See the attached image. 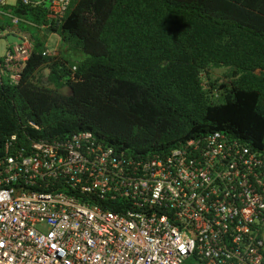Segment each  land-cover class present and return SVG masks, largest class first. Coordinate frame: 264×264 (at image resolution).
<instances>
[{"label":"built area","instance_id":"2783aa9c","mask_svg":"<svg viewBox=\"0 0 264 264\" xmlns=\"http://www.w3.org/2000/svg\"><path fill=\"white\" fill-rule=\"evenodd\" d=\"M71 3L0 0L1 82L19 85L36 44L29 29L54 32ZM263 232L264 152L221 131L147 157L92 131L13 134L0 154V264H264Z\"/></svg>","mask_w":264,"mask_h":264},{"label":"trees","instance_id":"16d2710c","mask_svg":"<svg viewBox=\"0 0 264 264\" xmlns=\"http://www.w3.org/2000/svg\"><path fill=\"white\" fill-rule=\"evenodd\" d=\"M18 13L46 22L41 9ZM52 31L58 56H44L47 34L35 30L19 85L0 81V154L13 134L83 131L135 157L214 131L264 152V0H72Z\"/></svg>","mask_w":264,"mask_h":264},{"label":"rangeland","instance_id":"374dc122","mask_svg":"<svg viewBox=\"0 0 264 264\" xmlns=\"http://www.w3.org/2000/svg\"><path fill=\"white\" fill-rule=\"evenodd\" d=\"M74 2L76 0H73ZM20 27H22L23 29H29L27 28L25 25H21ZM31 32H34V29H29ZM9 40L11 42H15L16 39L15 38H12L10 37ZM56 43V38L54 37H51L50 40H49V46H50V49L53 51L54 49H59V46H57ZM0 44H3V43H0ZM83 58H85V55L81 52V51H78L74 56L71 57V60L72 61H77V60H82ZM226 70L225 69H215V70H212L210 73L212 75V77L214 79H218L219 80V84L221 83H225V79H224V74H225ZM44 73V71H41L40 74L42 75ZM43 82H47L48 81V77H45L42 79ZM62 93L64 94H69L70 93V90L68 88L66 89H63L61 90ZM263 235H264V232H263ZM185 264H196V261L195 259L194 260H188Z\"/></svg>","mask_w":264,"mask_h":264},{"label":"crops","instance_id":"0c3cea01","mask_svg":"<svg viewBox=\"0 0 264 264\" xmlns=\"http://www.w3.org/2000/svg\"><path fill=\"white\" fill-rule=\"evenodd\" d=\"M51 37H54V38H56V43L55 44H57V46H59V48L61 47V41H60V37L56 34V33H54V32H51V33H48L47 34V39L48 40H50V38ZM59 49H54L53 51H51V52H55L57 55H59V51H58ZM58 52V53H57Z\"/></svg>","mask_w":264,"mask_h":264},{"label":"clouds","instance_id":"9594fccd","mask_svg":"<svg viewBox=\"0 0 264 264\" xmlns=\"http://www.w3.org/2000/svg\"><path fill=\"white\" fill-rule=\"evenodd\" d=\"M68 13H69V12H68ZM58 36H59V35H58ZM46 41L49 43V40H48V39H47ZM49 47H50V46H49ZM58 51H59V50H58Z\"/></svg>","mask_w":264,"mask_h":264}]
</instances>
